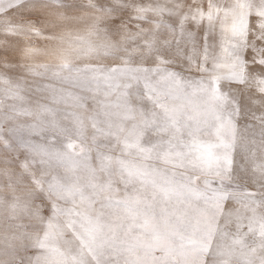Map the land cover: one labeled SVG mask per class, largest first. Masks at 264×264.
I'll use <instances>...</instances> for the list:
<instances>
[{"label":"snow or ice","instance_id":"6c2138e0","mask_svg":"<svg viewBox=\"0 0 264 264\" xmlns=\"http://www.w3.org/2000/svg\"><path fill=\"white\" fill-rule=\"evenodd\" d=\"M0 264H264V0H0Z\"/></svg>","mask_w":264,"mask_h":264}]
</instances>
